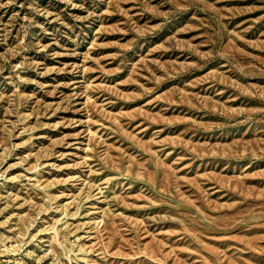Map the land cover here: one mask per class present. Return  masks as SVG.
Returning a JSON list of instances; mask_svg holds the SVG:
<instances>
[{
    "label": "rangeland",
    "instance_id": "1",
    "mask_svg": "<svg viewBox=\"0 0 264 264\" xmlns=\"http://www.w3.org/2000/svg\"><path fill=\"white\" fill-rule=\"evenodd\" d=\"M0 264H264V0H0Z\"/></svg>",
    "mask_w": 264,
    "mask_h": 264
}]
</instances>
